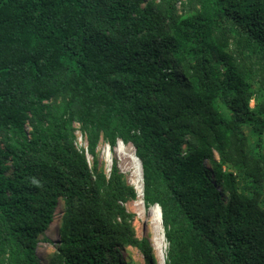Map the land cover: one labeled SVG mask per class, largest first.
Here are the masks:
<instances>
[{
    "label": "trees",
    "instance_id": "16d2710c",
    "mask_svg": "<svg viewBox=\"0 0 264 264\" xmlns=\"http://www.w3.org/2000/svg\"><path fill=\"white\" fill-rule=\"evenodd\" d=\"M100 140L132 145L164 264H264V0H0V264L155 263Z\"/></svg>",
    "mask_w": 264,
    "mask_h": 264
},
{
    "label": "rangeland",
    "instance_id": "374dc122",
    "mask_svg": "<svg viewBox=\"0 0 264 264\" xmlns=\"http://www.w3.org/2000/svg\"><path fill=\"white\" fill-rule=\"evenodd\" d=\"M253 100L250 104L253 106ZM77 126V124H76ZM248 127L244 126V133H248ZM76 145L78 147H85L86 142L82 132L77 129L76 132ZM89 163H91V157L87 155ZM97 160L99 166L108 172L113 160L116 161L118 168L123 173L125 180L133 186L136 197L129 200L125 207L133 214L132 225L135 231V235L138 238L146 237L152 246L154 264H160V256L163 257V264L166 257L167 242L163 236V228L160 220L158 219L157 212L154 213V209L157 207L145 206L142 200V178H141V166L140 162L134 154V149L130 143H123L118 141L114 147H110L106 142L100 140L97 146ZM160 210V209H159ZM59 217V214H54V217ZM54 228H50L47 232L49 238L53 240L52 234ZM51 232V233H50ZM55 245L52 242H48L44 239L40 240L39 249L37 254L41 256L44 264H51L52 257L54 256ZM124 255L125 264H144L142 254L134 247H126L122 250Z\"/></svg>",
    "mask_w": 264,
    "mask_h": 264
},
{
    "label": "bare ground",
    "instance_id": "6f19581e",
    "mask_svg": "<svg viewBox=\"0 0 264 264\" xmlns=\"http://www.w3.org/2000/svg\"><path fill=\"white\" fill-rule=\"evenodd\" d=\"M154 206L157 207V209H156V210L154 209L153 212H154V213L157 212L158 219L160 220V210H159V207H158V205H154ZM56 215H58V213H56ZM58 221H59V217H57V216L54 217V218H53V225H56V224L58 223ZM53 230H54V229H53ZM50 233H51V232H50ZM53 235H55V232L53 233ZM162 257H163V256L161 255V256H160V258H161V259H160V264H163V260H162L163 258H162Z\"/></svg>",
    "mask_w": 264,
    "mask_h": 264
}]
</instances>
